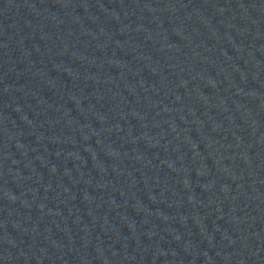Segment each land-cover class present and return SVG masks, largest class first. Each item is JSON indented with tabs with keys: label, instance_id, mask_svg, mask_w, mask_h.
<instances>
[{
	"label": "water",
	"instance_id": "obj_1",
	"mask_svg": "<svg viewBox=\"0 0 264 264\" xmlns=\"http://www.w3.org/2000/svg\"><path fill=\"white\" fill-rule=\"evenodd\" d=\"M70 3L132 4L209 13L264 16V0H0V7Z\"/></svg>",
	"mask_w": 264,
	"mask_h": 264
}]
</instances>
